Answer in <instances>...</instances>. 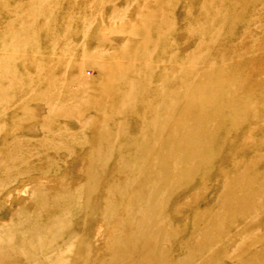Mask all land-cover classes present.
Wrapping results in <instances>:
<instances>
[{
    "label": "rangeland",
    "instance_id": "1",
    "mask_svg": "<svg viewBox=\"0 0 264 264\" xmlns=\"http://www.w3.org/2000/svg\"><path fill=\"white\" fill-rule=\"evenodd\" d=\"M0 264H264V0H0Z\"/></svg>",
    "mask_w": 264,
    "mask_h": 264
},
{
    "label": "bare ground",
    "instance_id": "2",
    "mask_svg": "<svg viewBox=\"0 0 264 264\" xmlns=\"http://www.w3.org/2000/svg\"><path fill=\"white\" fill-rule=\"evenodd\" d=\"M102 134L105 135L104 132H103ZM101 138H102V139H99V140H100L99 143L101 142L100 144H102V142L104 141V142L107 144V142H106V140H105V137H101ZM104 142H103V143H104Z\"/></svg>",
    "mask_w": 264,
    "mask_h": 264
}]
</instances>
